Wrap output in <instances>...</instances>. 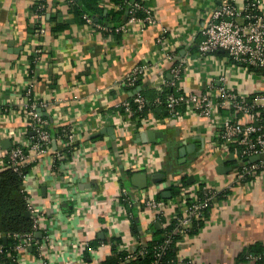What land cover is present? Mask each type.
<instances>
[{
    "label": "crops",
    "instance_id": "0c3cea01",
    "mask_svg": "<svg viewBox=\"0 0 264 264\" xmlns=\"http://www.w3.org/2000/svg\"><path fill=\"white\" fill-rule=\"evenodd\" d=\"M44 1L48 8L40 31L33 10ZM141 1L156 16L158 26L143 31L133 26L117 37L76 23L64 0H0V104L7 109L0 112V160L11 149L13 136L30 143L26 111L30 103L25 96L29 86L31 102L38 104V113L52 132L48 152L37 155L28 150L31 169L26 192L44 219L43 231L36 234L39 247L19 252V264H102L115 238L120 245L135 249L156 240L160 228L145 207L146 195L169 197L170 188L159 189L167 178L179 175L183 186H173L179 193L201 181L228 193L215 200L199 234L178 243L180 260L236 264L245 248L264 245V173L238 181L236 158L214 146L217 140L210 121L193 115L172 120L158 106L148 114L154 125L148 130L157 134L155 143L138 142L137 135L147 130L122 142L115 133L117 137L97 136L118 122V103L136 93L155 95L168 89L167 85L153 86L154 81L161 83L157 73L142 77L133 92L118 84L136 66L163 68L166 51L185 62L179 83L183 92L205 91L220 74L230 78L228 87L236 92L249 95L264 90L263 79L234 69L224 52L205 61L197 58L202 29L225 0ZM247 1L251 0H238L237 7L241 9ZM260 1L264 15V0ZM100 4L106 13L119 11L112 0H100ZM61 25L67 28L54 34ZM161 29L168 31L163 51L156 43ZM165 80H171L169 73ZM67 136H72L74 163L53 171L55 155L69 148ZM7 140L11 146L4 148ZM185 146L191 150L181 164L180 150ZM219 160L233 167L232 172L219 175ZM136 166L139 170L133 171L131 167ZM131 174L147 175L148 186L135 188ZM123 188L129 191L132 203L120 201ZM176 196L161 200L166 217L176 216L180 210ZM130 211L138 222L137 235ZM94 242L98 245L91 248Z\"/></svg>",
    "mask_w": 264,
    "mask_h": 264
},
{
    "label": "built area",
    "instance_id": "2783aa9c",
    "mask_svg": "<svg viewBox=\"0 0 264 264\" xmlns=\"http://www.w3.org/2000/svg\"><path fill=\"white\" fill-rule=\"evenodd\" d=\"M238 3V0H225L213 12L211 22L202 29V40L197 48V58L205 61L211 55L224 52L234 69H241L248 76H256L257 79L264 80V15L260 10L261 1H247L241 9L237 7ZM129 6L127 12L130 18L116 28V33L123 34L133 26H138L141 31L148 27L158 26V19L143 1ZM138 11H143L146 17L144 19L136 18L134 15ZM36 17L39 30L43 31L45 16L36 14ZM84 19L86 26L110 35L113 34L112 30L95 23L91 18L86 16ZM160 32L161 35L156 43L161 46L163 51L168 31L161 29ZM184 63L183 60L177 59L173 52L166 51L163 68L159 65L136 66L118 84L125 89L132 88L142 77L157 73L161 83L159 85L154 81L153 86L155 88L167 85L168 88L177 91L166 99L169 119L179 120L193 115L202 120L210 121L217 140V145L214 146L225 155L231 153L236 158L237 169L234 172H236L237 180L245 181L257 178L264 173V90L249 95L244 92H236L228 87L230 78L225 74H220L212 78L205 91L183 92L179 83L184 73ZM165 73H169L171 77L169 82L165 80ZM32 92L30 86L25 90L26 99L30 103L26 108L28 114L27 128L29 129L28 132L32 134L30 143L24 144L21 139L13 136L11 149L0 160L2 162L0 171L9 169L19 173L23 168L30 166L29 149H32L37 155H43L49 151L52 136L46 130L47 121L38 113V104L31 102ZM157 102L161 103L160 100ZM145 107L146 101L139 93L134 94L132 99L124 100L115 106L119 120L114 123L113 129L121 142L128 140L130 136L140 130L149 131L154 128L148 118L149 112L145 117L140 115L144 112ZM183 108L185 111H182ZM0 112H7V109L1 104ZM67 137L70 141L69 148L63 154L55 155L53 171L57 170L59 165L61 169L71 161L74 163L76 153L74 148H71L72 136ZM254 156H258L260 160L249 163V158ZM57 161H60V164L57 165ZM131 169L133 171L139 170L137 166L131 167ZM28 175L29 173L23 176L22 193L26 196L27 212L33 221V232L14 235V239L18 242L15 248L18 256L21 251H26L31 247H39L36 234L43 231L44 216L29 201L26 192L25 182ZM181 178H183L182 175L167 178L159 189L160 192L173 186L181 188L183 186ZM222 193L224 192L202 181L183 188L181 193L176 196L180 210L176 216L172 217H166L164 202L157 195L152 193L146 195L145 207L151 212L160 229L167 230L171 222L176 221L174 230L169 233L166 232L164 239L156 246L155 259L152 264H159V260L172 244L173 236H180L181 241L188 237L187 231L191 228L193 221L201 220L204 210L213 206L217 197ZM119 197H121L120 201L132 203L127 189H121ZM128 214L131 219L134 218L132 212ZM146 245V243L140 245V252L136 251L137 248H129L122 244L118 250L126 254L125 262L134 261L139 254L144 253ZM3 252L4 246L0 244V255ZM18 259L19 257L16 259V264H19ZM178 261V264H192L189 261L180 260V258Z\"/></svg>",
    "mask_w": 264,
    "mask_h": 264
},
{
    "label": "trees",
    "instance_id": "16d2710c",
    "mask_svg": "<svg viewBox=\"0 0 264 264\" xmlns=\"http://www.w3.org/2000/svg\"><path fill=\"white\" fill-rule=\"evenodd\" d=\"M141 0H112V3L119 7L118 12L106 13L101 7L100 0H64L67 3L69 13L73 16L76 23L85 25V17L91 18L95 23L105 26L113 31L112 36H121V33H116L115 30L119 26L123 25L126 18L129 19L128 8L130 4L138 3ZM43 6V7H42ZM48 5L44 1L38 7L34 8L36 14L47 15ZM136 18L144 19L146 14L143 11H138L134 15ZM53 21V20H51ZM67 28L66 25L57 26L53 33L58 34ZM109 34V33H108ZM140 82H137L132 88H127L128 91H135ZM176 92L170 88L163 92L151 95L146 92H142L140 95L146 101V107L144 112L140 115L145 117L150 110H155L156 107L164 110L165 116L168 115L166 109V99L169 95ZM159 98L161 104L158 105L155 100ZM132 99V98H130ZM134 108H136L134 106ZM161 110V111H162ZM164 115V114H163ZM46 130L52 134L51 130L47 126ZM234 152V150H232ZM60 161H57V165ZM31 169V165L23 168L19 173L12 170H3L0 172V244L4 246V252L0 255V264H16L18 253L16 252L17 241L14 239V235H24L33 232V221L30 217H26L28 211L26 196L22 193L23 176L27 175ZM130 178L133 175H129ZM186 183V182H185ZM179 193V190L175 187L169 189V197H165L164 194H160L159 199L167 201L171 197H175ZM227 192L220 194V197H227ZM127 203V202H126ZM131 209L133 208L130 207ZM211 207L204 210L203 218L201 220H195L192 223L191 228L187 231L189 236H196L204 228L206 221L210 216ZM130 209V210H131ZM131 212V211H130ZM176 226V221H172L167 230L160 229L157 231V241L150 242L144 247V253L134 261H124L126 254L120 252L118 247L120 246V240L115 238L111 243L110 255L103 261L102 264H152L155 259L156 246L164 239L166 232H171ZM138 222L137 219H133V232L138 234ZM181 242L180 236L172 237V244L168 248L165 255L159 260V264H178V243ZM100 243V242H99ZM98 242H94L90 245L91 248L96 247ZM137 252L141 251L140 245L137 247ZM255 259V261H254ZM255 262V264H264V245L255 244L248 248H245L236 260V264H249Z\"/></svg>",
    "mask_w": 264,
    "mask_h": 264
},
{
    "label": "water",
    "instance_id": "95a60500",
    "mask_svg": "<svg viewBox=\"0 0 264 264\" xmlns=\"http://www.w3.org/2000/svg\"><path fill=\"white\" fill-rule=\"evenodd\" d=\"M100 134L101 135H104V134L115 135L113 128H107L105 130H102L99 134H97V136H99ZM156 136L157 134L154 131H146V132H143L137 135L138 142H147V143H155ZM144 138H146V140H144ZM3 145H4V148L6 147L9 148L11 146V142L7 140L4 142ZM190 150L191 148H189L188 146H185L180 150V159H181L180 163L181 164L186 163L187 154L190 152ZM259 160L260 158L258 156H254V157L249 158L248 161L251 163H255V162H258ZM231 161H233V156H231ZM232 170H233V167L226 166V162H224L223 160L218 161L217 173L219 175H227L228 173L232 172ZM153 177L155 178V176ZM190 182H193V178H191ZM132 185L138 189H145L148 186V176L141 174V175H136L132 177ZM25 215L26 217H30L29 212H26Z\"/></svg>",
    "mask_w": 264,
    "mask_h": 264
}]
</instances>
